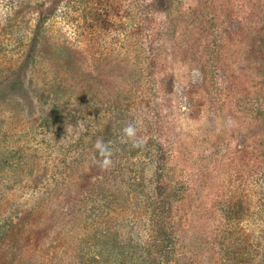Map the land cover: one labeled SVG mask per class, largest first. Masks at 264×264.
I'll return each mask as SVG.
<instances>
[{
    "label": "rangeland",
    "instance_id": "374dc122",
    "mask_svg": "<svg viewBox=\"0 0 264 264\" xmlns=\"http://www.w3.org/2000/svg\"><path fill=\"white\" fill-rule=\"evenodd\" d=\"M42 1L0 0L2 24L22 11V44L0 33V234L25 216L19 264H264V0H92L43 21L16 73ZM45 226L74 251L46 255Z\"/></svg>",
    "mask_w": 264,
    "mask_h": 264
},
{
    "label": "trees",
    "instance_id": "16d2710c",
    "mask_svg": "<svg viewBox=\"0 0 264 264\" xmlns=\"http://www.w3.org/2000/svg\"><path fill=\"white\" fill-rule=\"evenodd\" d=\"M15 0H5V2L7 3L4 8L5 9H12V7L15 4L9 6V4H12L11 2H13ZM92 0H43L41 3H38L36 5V10L39 12V17H38V24L35 27V29H33L32 32V36H31V45L28 47V51L24 57V59L22 60L21 65L19 66L17 72H21V73H29L31 71L32 68H34V66L36 65V52H35V47H37V43H38V39L39 36L41 35V26L43 24V21H47L50 18H52L53 16L57 15L59 12H63L65 15V17L67 16V11H79L81 10L82 13L85 12V10L88 8L90 2ZM152 2L157 6L158 9H162L163 8V3L164 0H152ZM88 5V6H87ZM63 6V8H61ZM82 8V9H81ZM21 14L22 11L21 9H18L16 11H11L8 12L5 17V23L2 24L0 21V33L5 36L8 37L11 41L16 42L18 44H22V37L19 36V32H20V25L18 23V19L19 16L18 14ZM107 16L108 15H103V21L107 20ZM31 21L27 20V23L30 24ZM104 23V22H103ZM218 38L221 39V36L218 35ZM218 42V41H217ZM18 47H20V45H18ZM216 48V47H215ZM212 47V45L208 48V55L209 56H214V51H216V49ZM1 50V47H0ZM213 52V53H210ZM148 66L152 69L151 63L148 64ZM205 69H210V73H211V66L209 68H207V66H204V70ZM209 72L208 70H205V73ZM161 73V71H158V74ZM135 101L136 103L140 104V116L141 117H145L144 120L146 118H148L149 116V109H148V104L151 103V101L146 100V98H140V100H138V97H135ZM38 103H41V97L37 98ZM242 103H244V101H242ZM40 112L44 113V108L43 105L40 104L38 106ZM145 110V111H144ZM135 113L139 114V109L134 111ZM46 114V113H45ZM38 119V118H36ZM148 130L150 128H147ZM99 180L101 181V177L98 176ZM103 180L105 179L102 176ZM85 179V178H84ZM102 180V181H103ZM101 181V182H102ZM166 191H168L166 189ZM25 221V216H20L15 222H8L6 223V229L0 234V259L3 260L4 264H19L18 260L16 259L17 257H19V254L22 252L23 250V244L25 243H29L31 242V240H29L28 236H24L23 234V228L21 229V227H19V225L24 224ZM50 225H54L55 222L54 220L50 219L49 220ZM65 224L67 225V222H65ZM66 229V233H64L61 237H56L53 240L54 234L52 236L51 239H49V235L52 232V226H45V228L43 229V233L40 234V239H43L42 244L45 245V254L46 255H59L61 257L66 258L65 256H68L70 251H74L73 247V241L71 238V230L72 229H67V227H64ZM23 235V236H22ZM69 237V238H68ZM22 239V242H21ZM62 240V242H57L55 240ZM38 240V239H35ZM46 240V241H45ZM52 240V241H51ZM69 240V241H68ZM81 240V239H80ZM51 241V242H50ZM55 241V242H53ZM68 241V242H67ZM50 242V243H49ZM37 243V242H36ZM47 243V244H46ZM79 244V243H78ZM84 244V243H83ZM238 244V243H237ZM234 242L231 244V247L227 249L226 247V251L229 254H232V256L237 255V248H234ZM88 247V244H85ZM240 247L242 248V246L240 245ZM145 254L147 253V251H144ZM78 253H80V256H82L81 259H83L85 257L84 261H81L80 264H104L102 259L103 256H99V258L97 256H90L89 253L87 252L86 256L84 251H81L80 249H78ZM99 253H103L100 252ZM130 256H134V253H125V258L127 257V255ZM241 254V253H240ZM239 254V255H240ZM124 254H121V256ZM125 258H123L122 262H125ZM80 259V260H81ZM142 259V257H140V260ZM142 260H144V262L146 263L147 261L150 262V258H143ZM120 263V262H119Z\"/></svg>",
    "mask_w": 264,
    "mask_h": 264
}]
</instances>
